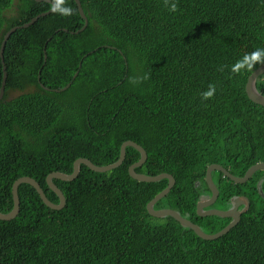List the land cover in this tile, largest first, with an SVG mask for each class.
I'll return each mask as SVG.
<instances>
[{"label":"trees","instance_id":"1","mask_svg":"<svg viewBox=\"0 0 264 264\" xmlns=\"http://www.w3.org/2000/svg\"><path fill=\"white\" fill-rule=\"evenodd\" d=\"M80 1L89 22L77 33L85 20L75 0H67L73 15L51 12L28 27L22 25L50 10L48 1L0 0V48L7 31L18 27L4 52L0 211L13 208L19 177L36 179L57 203L50 173H71L80 157L113 163L122 143L133 140L148 153L137 172L176 179L155 208L175 209L206 233L219 231L230 218L197 214L198 201L211 194L207 167L218 163L243 176L264 162V106L246 92L261 65L230 71L246 52L264 48V0H176L174 13L164 0ZM144 73L150 78L130 83ZM3 76L0 57V90ZM209 84L215 95L202 100ZM31 86L36 89L9 98ZM257 88L264 94V74ZM140 157L127 147L115 169L81 165L75 180L54 179L67 200L61 210L21 184L18 216L0 219V264H264L263 170L244 184L215 171L220 194L212 207L230 208L239 195L251 206L227 234L206 240L170 216L148 213L147 204L169 181L134 179L129 166Z\"/></svg>","mask_w":264,"mask_h":264},{"label":"water","instance_id":"2","mask_svg":"<svg viewBox=\"0 0 264 264\" xmlns=\"http://www.w3.org/2000/svg\"><path fill=\"white\" fill-rule=\"evenodd\" d=\"M42 1V0H39ZM49 2V0H47ZM78 10L81 14V17L85 20L84 25L81 29L76 31L77 33L83 31L86 29L88 26V18L84 12V9L82 7L81 1L80 0H75ZM51 13L50 10L43 12L34 18L24 26H30L33 23H35L40 17L45 16L47 14ZM18 27H13L10 30L7 31L5 34L4 40L2 42L1 48H0V57L2 59L3 63V84L0 90V100H2L5 96V85L7 81V68L5 65V60H4V52H5V47L8 39L10 36L16 31ZM65 31H68L65 29ZM82 62H80L81 66ZM41 70L39 71V81L41 80L40 78ZM78 72L75 73L73 78L77 76ZM264 74V65L259 66L256 68L248 77L247 83H246V92L249 97V99L254 102L255 104L264 106V94L261 93L258 88H257V80L258 78ZM40 83V82H39ZM72 82H69L63 89L61 90H66ZM43 88L46 90H54V91H60L59 89H50L40 83ZM127 147H133L136 150H138L141 154L140 159L137 162H134L129 166V174L136 180L141 181V182H158L163 179H168V185L165 189H163L161 192H159L153 199L149 201L147 204V210L148 213L153 216V217H167L170 216L177 220L182 226L186 228L192 229L200 238L206 239V240H214L217 239L225 234H227L232 228H234L241 220V216L243 213L247 212L250 208V199L247 196H235L231 199L232 206L228 209H219V208H211L212 205L215 204L217 201L220 191L218 189L217 184L214 181L213 173L215 171L222 172L224 176L230 178L232 181H234L237 184H244L248 182L253 175L260 171H264V162H257L256 164H253L250 166L246 172L244 173L243 176H237L231 173L227 168H225L223 165L218 164V163H212L207 167L206 170V182L208 184V187L210 189L211 195L210 196H205L202 197L198 203H197V214L201 217H207V216H219L222 218H231V221L224 226L222 229L215 233H206L198 224L192 222L190 219L182 216L178 211L172 208H155V205L164 197H166L171 189L174 187L176 184V179L175 177L170 174V173H159L156 175H148L144 173H140L136 171V168L141 167L147 160L148 158V153L146 149L140 145L139 143L133 141V140H126L122 143L121 148H120V156L118 160H116L113 163L106 164V165H97L94 162H92L88 158L80 157L75 160L74 165H73V171L71 173H64L61 171H54L50 173L47 178V184L50 187V189L58 196L59 202L55 203L51 201L48 196L46 195L44 189L42 188L41 184L34 179L33 177L30 176H21L18 179H16L12 185V195H13V208L9 212H1L0 211V219L1 220H12L16 218L20 212V195H19V187L21 184L27 183L32 185L37 192L39 193L41 199L43 202L50 208L55 209V210H61L62 208L65 207L67 200L66 197L63 193V191L60 189V187L54 182V179H59L62 181H73L75 180L81 171V165H86L90 169L96 172H106L112 169H115L119 167L125 160L126 158V150ZM260 187V184H259ZM260 193L264 199V193L263 190L260 188ZM240 206H243L242 209H240ZM208 208V209H206Z\"/></svg>","mask_w":264,"mask_h":264},{"label":"clouds","instance_id":"3","mask_svg":"<svg viewBox=\"0 0 264 264\" xmlns=\"http://www.w3.org/2000/svg\"><path fill=\"white\" fill-rule=\"evenodd\" d=\"M49 3L50 11L54 14H58L61 16H71L74 14V9L68 6L67 0H49ZM164 5L170 12L174 13L178 10V4L176 0H164ZM22 26H24V24ZM257 65H264V48H256L251 52H246L241 58L237 59L235 63L231 65L230 71L234 74H240L242 71H252L256 68ZM149 78L150 74L144 73L142 76L130 77V83L134 85L140 84L144 80H147ZM215 92L216 86L214 84H209L207 90L201 93L202 100H209L213 98Z\"/></svg>","mask_w":264,"mask_h":264},{"label":"rangeland","instance_id":"4","mask_svg":"<svg viewBox=\"0 0 264 264\" xmlns=\"http://www.w3.org/2000/svg\"><path fill=\"white\" fill-rule=\"evenodd\" d=\"M15 11H16V7L14 6L13 11H9V15L14 14ZM35 89H36V88H35L34 86H31V87H28L25 91H24V90H22V91H20V90H13V91H10V92H9V98L17 97L18 95H20V94H22V93H24V92L33 91V90H35Z\"/></svg>","mask_w":264,"mask_h":264},{"label":"flooded vegetation","instance_id":"5","mask_svg":"<svg viewBox=\"0 0 264 264\" xmlns=\"http://www.w3.org/2000/svg\"><path fill=\"white\" fill-rule=\"evenodd\" d=\"M213 177H214V180H215V177H216V173L214 172L213 173ZM264 179V178H263ZM261 181H263V180H261ZM211 194H207L206 196H210ZM239 196H242V195H239ZM245 196V195H244ZM202 197H205V196H202ZM201 197V198H202ZM235 197V196H234ZM213 206V205H212ZM211 206V208H216V207H212ZM250 206H251V202H250ZM243 208V206H240V209H242ZM206 209H208V208H206ZM228 209V208H227ZM181 214V213H180ZM230 221H231V218H230Z\"/></svg>","mask_w":264,"mask_h":264},{"label":"bare ground","instance_id":"6","mask_svg":"<svg viewBox=\"0 0 264 264\" xmlns=\"http://www.w3.org/2000/svg\"><path fill=\"white\" fill-rule=\"evenodd\" d=\"M85 12V11H84ZM126 159V158H125ZM21 200V199H20ZM157 205V204H156Z\"/></svg>","mask_w":264,"mask_h":264}]
</instances>
